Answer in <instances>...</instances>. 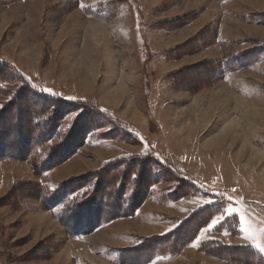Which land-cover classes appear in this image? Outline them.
<instances>
[{
  "label": "rangeland",
  "instance_id": "obj_1",
  "mask_svg": "<svg viewBox=\"0 0 264 264\" xmlns=\"http://www.w3.org/2000/svg\"><path fill=\"white\" fill-rule=\"evenodd\" d=\"M46 88L43 152L75 150L43 174L0 158V264H264V0H0L11 149ZM81 198L101 223L74 237Z\"/></svg>",
  "mask_w": 264,
  "mask_h": 264
},
{
  "label": "trees",
  "instance_id": "obj_2",
  "mask_svg": "<svg viewBox=\"0 0 264 264\" xmlns=\"http://www.w3.org/2000/svg\"><path fill=\"white\" fill-rule=\"evenodd\" d=\"M22 91L23 90L21 89L20 91L16 92L15 99H18V97L21 98L20 96L22 94L21 93ZM25 91L27 92V95L31 97L32 102L39 103L40 109L37 112V114L35 115L33 114L34 116L33 118L36 119L35 124L40 129L36 131L35 133L36 137H34V133L32 132V129H30L31 128L30 123H27V122L24 123V125L26 124V127L25 128L23 127L24 132H21V129L17 131L18 135L20 136V139H19L21 141L20 146L14 149L13 148L11 149L9 147V144H7L8 143L7 133L2 130V133L0 132V158L1 157L17 158V157L23 156L24 154L26 156L27 161H29L33 165L35 170L43 174V173H46L49 170V168L54 165V160H58V157L60 155H57V153L60 154V150H61L60 148H62V150L67 151L65 156L64 154H62L63 156H60L61 158H66L75 149L74 150L71 149L70 151H68V148H66L65 146H64L65 148L60 146L57 149V150L59 149L60 150L56 152L55 149L49 147L47 149L48 151L43 152V149H44L43 144L47 142L50 143L51 140H53L52 138H54L53 135L55 134L56 129H57V124H56V121L54 120H58L61 117L62 111H60L59 106L57 105L55 112L53 113V117L50 118L48 115V110H50V107L48 108V106L50 105L49 104L50 95L48 93H43V92L35 93V92H32L31 90H25ZM20 101L23 103H26L25 98H22ZM29 106L30 105H28L27 107ZM85 134H86L85 137H89L91 133L87 130ZM2 136H5V139H3ZM70 139H71V135L67 137L66 143H69ZM62 150L61 152L64 153V151ZM25 151L27 152L26 154H25ZM56 155L58 157H56ZM76 181L77 180L75 179L71 181L70 180L65 181L61 185H59L56 189L52 190L50 193L48 192L46 200L51 204L50 205L51 208H54L56 206H61L63 205L64 201L67 202L68 200L70 201V198L72 199L77 189L75 190V187L73 188V186L71 187L70 185L74 184ZM80 183L79 185L76 186V188L83 186V184L81 185ZM41 187H45V186L41 185ZM120 188L118 189L117 192L122 190ZM98 191H99V188H96L94 190V192L96 193ZM133 196L134 194L132 193V197ZM175 196L178 197L179 195L174 193V197ZM132 197H130V199L133 202L134 199ZM103 202H106V201H103ZM99 205H101L100 202L96 201L93 198L88 199V200L85 198H81L77 200L76 204H73L71 207L67 205L64 206L67 212L70 213V217L73 220V225L72 224L69 225V229L71 227L70 229L71 235H73L74 237L82 236L87 231L91 232L100 225L101 216H100L99 210H101V207L99 209ZM109 207L113 210L115 209L118 210L117 202L115 204L112 203L111 205H109ZM127 207H130V205H128ZM201 208L203 209L200 210L198 213H203V212L205 213L206 211L209 210V208H206V205H204ZM118 214L116 213L115 215H118Z\"/></svg>",
  "mask_w": 264,
  "mask_h": 264
},
{
  "label": "snow or ice",
  "instance_id": "obj_3",
  "mask_svg": "<svg viewBox=\"0 0 264 264\" xmlns=\"http://www.w3.org/2000/svg\"><path fill=\"white\" fill-rule=\"evenodd\" d=\"M42 91L52 94V90L51 89H47L46 88V89H43ZM68 99H73V97H68ZM225 211L227 213L231 214V213H234L235 212V209L232 208V207H228ZM223 218H224L223 215L216 217V219H214L212 221V224L215 225L216 223H218L219 221H221ZM245 231H247V229H245ZM246 238L247 239H254V237H246ZM257 247H260V245H257ZM261 250H264V248H262Z\"/></svg>",
  "mask_w": 264,
  "mask_h": 264
}]
</instances>
